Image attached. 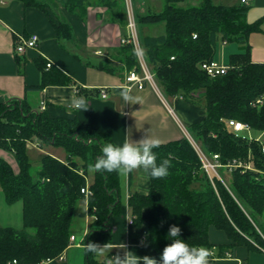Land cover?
I'll return each mask as SVG.
<instances>
[{
  "label": "trees",
  "instance_id": "16d2710c",
  "mask_svg": "<svg viewBox=\"0 0 264 264\" xmlns=\"http://www.w3.org/2000/svg\"><path fill=\"white\" fill-rule=\"evenodd\" d=\"M20 1L46 13L56 38L71 37L69 24L52 11L48 1ZM56 1L68 10H83L88 3ZM181 1L162 0V9L137 15L140 27L160 23L164 26L160 35L139 33L145 60L166 96L180 97L199 109L200 120L188 130L202 150L208 155L219 154L221 164L240 159L249 162L253 169H233L229 182L224 184L217 176L209 178L185 137L159 144L153 151L158 162H170L169 171L161 178L149 176L146 193H129L127 205L133 220L126 226L128 237L136 241L141 238L150 255L159 258L165 244L171 242L166 233L175 224L189 245L209 251V264L226 259V253L231 254L238 245L264 254V223L258 220L264 215V142L261 138L251 140L235 135L227 122L239 120L248 124L251 131L264 132V104L251 105L252 100L264 94V63L251 61L248 43L249 34L260 29L262 20L248 23L245 17L249 6L244 3L224 5L200 0L196 5L184 6L179 4ZM103 2L125 30L122 0ZM219 40L237 42L240 51L229 55L230 68L226 73L210 76L200 65L214 59ZM116 55L126 71L137 64L131 44H121ZM37 64L41 77L33 89L71 83L66 74L53 67L46 69V62ZM97 67L113 69L105 62ZM77 96L87 101L90 92L81 88ZM47 109L48 106L34 111L24 99L0 100V148L11 153L17 165L15 171L0 156V187L7 203H22L23 220L20 229L0 226V264L13 260L17 264L58 260L67 249L78 205L84 201L81 188L86 185V177L92 192L87 212L96 218H89L85 243L111 244L112 223L122 215V176L91 167L100 155L101 145L112 142L110 136L80 123L76 117L52 116ZM27 140L38 142L40 147L62 148L65 158L45 153L34 169ZM219 169L222 177L227 170ZM212 230L227 241L213 242ZM83 249L84 264H105Z\"/></svg>",
  "mask_w": 264,
  "mask_h": 264
},
{
  "label": "crops",
  "instance_id": "0c3cea01",
  "mask_svg": "<svg viewBox=\"0 0 264 264\" xmlns=\"http://www.w3.org/2000/svg\"><path fill=\"white\" fill-rule=\"evenodd\" d=\"M55 2L57 5L55 13L69 24L72 31L71 37L65 39L74 40L76 52L90 53L92 57L88 59L85 54V59L82 60L79 54L66 50L62 42L63 38L55 37L54 29L44 11L33 6H26L20 0H6L5 4H0V100L24 99L34 110L39 100L44 97L47 100V110L50 115L76 117L80 123L90 125L99 132L110 136L113 143H122L125 139L139 140L146 135L149 138L159 139V144L181 138L182 132L178 123L153 89L147 85L143 89L135 86L127 89L124 86L127 71L123 68L121 59L117 58L116 49L120 46L119 40L124 36L125 30L118 20L114 19L109 5L105 4L103 0H87L85 9L80 10L77 7L76 10H68L61 1L55 0ZM213 2L219 3L216 0ZM237 3H241V0L220 2L224 5ZM246 4L249 9L245 20L248 23L258 19L262 20L260 29L251 32L248 36L250 59L255 63H264V0H249ZM52 11L54 12V8ZM153 26H141L140 33L146 35L150 27L154 32ZM16 34L37 35V46L17 53L15 50ZM160 34L162 33L150 35ZM235 49L240 51L238 46L232 47L229 50L231 51L229 55L239 52H232ZM221 53L223 56V51ZM47 59L53 62L54 69L66 74L71 79L70 84H49L40 90L32 88L39 84L41 77L37 62L42 61L45 64ZM214 59L218 61L215 57ZM100 62L109 64L113 69L98 68L97 65ZM218 62L227 63L228 61ZM75 85L83 86L85 87L83 89L90 92V99L86 101L88 108L84 110L75 107V102L78 99L74 89ZM100 88H105L106 97L102 98L97 95ZM125 90L129 93L128 101H125L122 96V92ZM169 104L178 118L180 114L186 119L189 126L201 118L199 109L184 102L180 97L170 96ZM260 134L262 136L264 132ZM48 148L52 150V152L47 150L50 152L48 154L59 159L65 157V151H62V148L51 145H48ZM1 154V157L6 158ZM88 176L91 178V171ZM121 176L122 215L113 221L112 243L106 244V246H116L122 250L123 254L125 249L119 245L129 242L128 249L135 251L137 255L151 256L150 252L142 246L141 238L139 241L129 239L126 228L127 217L132 216L127 205V197L133 191L146 193L149 175L142 168H137ZM0 197L4 198L2 191H0ZM20 205L22 215L21 202ZM78 209H80L77 214L79 220L81 223L84 222L79 237L81 238L86 232L89 218L84 201L79 203ZM210 239L215 243L227 241L221 233L213 230L210 233ZM73 247L82 249V256L80 253H75L76 250H70ZM70 251H74V256L69 254ZM231 254L230 258L218 260L217 264H264V254L248 248L246 245L236 246ZM111 255L115 256L116 254L111 251L110 258ZM110 258L107 259L108 263ZM39 264H84V249L83 247L70 246L64 251V260H50Z\"/></svg>",
  "mask_w": 264,
  "mask_h": 264
},
{
  "label": "built area",
  "instance_id": "2783aa9c",
  "mask_svg": "<svg viewBox=\"0 0 264 264\" xmlns=\"http://www.w3.org/2000/svg\"><path fill=\"white\" fill-rule=\"evenodd\" d=\"M249 0H241V3H248ZM6 0H0V4H5ZM124 7H125V16H126V27H125V34L124 36L120 37V45L121 44H131L133 47L134 53L136 55L137 64L132 69L128 70L125 75V84L124 86L127 89L135 86L139 89H143L146 85L153 89L156 94L158 95L162 104L167 108L168 112L173 116L176 122L181 129L182 136L186 138V140L190 143V145L195 150L198 158L201 162V167L207 173L209 178L211 179L212 176H217L220 180L223 181L222 177L219 175L218 169L225 168L228 172H231L233 169L236 168H248L253 169L252 165L249 162H243L240 159H234L231 162L226 164H221L219 161V154L213 153L211 155L206 154L200 144L194 139L191 135L189 130L184 126L178 116L174 113L173 109L171 108L168 100L165 98L163 92L161 91L160 86H158L156 78L154 76V72L151 70L150 66L145 60L143 47L140 43V39L137 33V21H136V14L134 12L132 0H124ZM264 28V24H263ZM38 36L35 34H31L28 36L22 34H16V42H15V50L17 53H22L26 49H33L37 46ZM173 58V57H171ZM53 62L47 59L46 62V69H49L53 66ZM201 68L210 76H217L227 72L230 66L227 63H221L216 61L215 59L210 61H204L201 63ZM81 88H85L80 85H75L74 89L76 94L80 92ZM100 97H106L105 88H100L98 94ZM79 99L80 97L77 96ZM264 104V94L257 96L254 100H252L251 105L260 107ZM75 107L76 104H75ZM47 108V100L43 97L39 100L37 107L34 111H43ZM229 126L232 128L235 135L247 136L249 139L259 140L260 137H254L251 135V128L248 124L241 122L239 120L230 119L227 121ZM27 146H33L40 149L38 142L29 141L26 142ZM262 151L264 152V144L262 143ZM224 182V181H223ZM81 192L84 193V202L86 209L88 210V198L91 196L92 192L89 188V179L86 177V185L81 188ZM88 218L93 219L96 218L94 215L88 216ZM133 215L127 217L126 224L129 225L132 223ZM87 231V229H86ZM85 235L79 238L74 234H71L69 237V242L67 248L70 246H77V247H85ZM255 246H258L255 242H252ZM129 242L125 243L124 246L126 248L129 247ZM262 249V248H261ZM264 252V249H262ZM212 254V252H210ZM114 255H111V257ZM214 256V255H213ZM232 255L230 253H226V257L230 258ZM58 260H64V252L57 258ZM216 259V258H214ZM53 260V259H50ZM48 260V261H50ZM111 261V260H110ZM109 261V263H110ZM10 264H17L15 260H13Z\"/></svg>",
  "mask_w": 264,
  "mask_h": 264
},
{
  "label": "clouds",
  "instance_id": "9594fccd",
  "mask_svg": "<svg viewBox=\"0 0 264 264\" xmlns=\"http://www.w3.org/2000/svg\"><path fill=\"white\" fill-rule=\"evenodd\" d=\"M125 101H128L127 90L122 92ZM76 106L82 110L88 108L86 100L79 98ZM159 139L149 138L147 135L139 140L125 139L122 143L106 142L100 147V155L96 157L91 167L95 171L115 172L124 175L134 169L142 168L150 177L161 178L168 174L170 162L163 160L158 162L154 148L159 146ZM181 229L178 225H170L166 243L159 258L155 256H139L135 251L124 245L123 254L111 257L110 264H209V251L205 247L192 246L181 238ZM147 246V245H145ZM112 247L106 244L98 246L96 243L85 244V251L93 254L107 253Z\"/></svg>",
  "mask_w": 264,
  "mask_h": 264
},
{
  "label": "rangeland",
  "instance_id": "374dc122",
  "mask_svg": "<svg viewBox=\"0 0 264 264\" xmlns=\"http://www.w3.org/2000/svg\"><path fill=\"white\" fill-rule=\"evenodd\" d=\"M38 1H45V0H38ZM46 1H48L49 2V6L51 8H54V11H56L57 5H55V3H56L55 0H46ZM199 2L200 1L194 2L192 0L191 1L190 0H188V1L184 0V1H181L179 4L187 6V5H196ZM216 2L220 3V2H223V0H216ZM122 3H123V8L125 10L124 0H122ZM132 4H133L134 12L136 14V21H137V15L138 14H145V13L149 12L150 10L151 11L160 10V9H162V6H163L162 0H132ZM143 26H150V25H143ZM153 27H154L153 29H155V30H153L154 32H152V28L150 27L149 28V32H151V33L148 32L147 34H159V33H163L164 32V26L161 23L160 24H156ZM138 30H139V33H140V25H139V22L137 21V33H138ZM140 35L142 36L143 34H140ZM62 42H63L64 47H65L66 50H68L71 53L75 52V53L79 54L82 57V60H84L85 57H87L88 59H90L92 57L90 55V53H88V54L85 53L86 54V56H85V54H82V52H76V50L74 48L76 46L74 40L73 41H68L67 39L63 38ZM235 46L236 47L238 46V49H239V44L237 42L223 43L220 40L217 41L216 49H215V58L218 61H222V62L226 61L227 62L229 53L231 52L229 50L232 47H235ZM222 51H223V56H222V53H221ZM234 51H239V50H236V49L232 50V52H234ZM88 52H90V51H88ZM157 84H158V86H160L158 81H157ZM164 96L169 102L170 96H166L165 94H164ZM179 119L181 120V122H183V124H185L184 126L187 129H189V127H190L189 124L187 123L186 119H184L180 114H179ZM262 134H263V132H262ZM251 135L256 137V136L259 135V133H257L256 131H251ZM260 138H261L262 142H264V134ZM47 150L52 152V150L49 149L48 146H46V145H42L40 147V149H38L37 147H33V146H28L27 147L28 155L30 157V160H31V163H32L34 169H35V167L38 166V160L40 159V157L43 154H45V153H50V152H47ZM62 151H63V149H62ZM0 152H3L2 154L1 153L0 154L5 156L6 157L5 159L9 163H11L13 165V168L15 169V171H17V165H16V163H15L13 157H12V154L9 153L7 150H5L3 148H0ZM219 170L220 169H218V172H219ZM138 175L140 176L139 173H138ZM222 178H223V180L225 182L224 184L228 183L229 179H230V172L225 171L223 176H222ZM0 191H2L1 187H0ZM20 206L21 205H20L19 201L10 204V203H7L3 197H0V226H12L14 228L20 229L22 227V225H23V220H22V215H21V207ZM78 210H80V209H77V213L74 216V220H73V223H72L71 227H72V234L75 233L78 237H80V234H81L82 229L84 227V222H82V223L80 222L79 217L77 215L78 214ZM258 220H259V222H264V215L258 217ZM98 246H102V245H98ZM73 249L76 250L75 253H77V254L80 253L81 256H82V253H83L82 249H78V248L75 249V247H73L70 250H73ZM111 251H114L116 255H118V254L122 255V253H121L122 250H119L116 246H112V248H110L108 250V254L107 253H97V254H95V256L98 259L104 261L105 264H110V263L107 262V259L110 258L109 254H110ZM69 254L74 256V251H70ZM69 257H71V256H69ZM110 260H111V258H110Z\"/></svg>",
  "mask_w": 264,
  "mask_h": 264
}]
</instances>
